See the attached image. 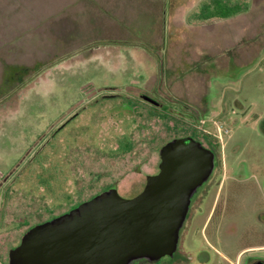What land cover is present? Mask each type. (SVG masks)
<instances>
[{
    "label": "rangeland",
    "instance_id": "obj_1",
    "mask_svg": "<svg viewBox=\"0 0 264 264\" xmlns=\"http://www.w3.org/2000/svg\"><path fill=\"white\" fill-rule=\"evenodd\" d=\"M201 1L0 0V264L108 188L137 196L174 138L232 133L264 171V0L187 24ZM201 250L193 239L186 264H226Z\"/></svg>",
    "mask_w": 264,
    "mask_h": 264
},
{
    "label": "water",
    "instance_id": "obj_2",
    "mask_svg": "<svg viewBox=\"0 0 264 264\" xmlns=\"http://www.w3.org/2000/svg\"><path fill=\"white\" fill-rule=\"evenodd\" d=\"M159 157L158 173L146 177L137 196L125 199L111 187L31 227L8 252V264H140L171 256L191 198L213 170V154L187 136L162 145Z\"/></svg>",
    "mask_w": 264,
    "mask_h": 264
},
{
    "label": "flooded vegetation",
    "instance_id": "obj_3",
    "mask_svg": "<svg viewBox=\"0 0 264 264\" xmlns=\"http://www.w3.org/2000/svg\"><path fill=\"white\" fill-rule=\"evenodd\" d=\"M63 128L55 130L50 140ZM231 136L232 133L225 143L218 136V140L191 136L213 154V170L191 198L176 250L157 264L188 263L192 258L190 244L195 238L207 250L208 254L200 251L204 261L212 255L226 264H234L233 257L235 264H264V257L258 255L264 253V171L250 169L249 161L241 154V145ZM232 160L235 165L231 168ZM257 238L261 244H253L256 241L252 239ZM163 258L166 261L161 262Z\"/></svg>",
    "mask_w": 264,
    "mask_h": 264
},
{
    "label": "trees",
    "instance_id": "obj_4",
    "mask_svg": "<svg viewBox=\"0 0 264 264\" xmlns=\"http://www.w3.org/2000/svg\"><path fill=\"white\" fill-rule=\"evenodd\" d=\"M248 10L249 2L247 0H202L198 4L197 9L187 16L186 23L192 24L212 19H229ZM21 70L19 67H9L7 78L9 80L14 79ZM155 109L157 110L156 107Z\"/></svg>",
    "mask_w": 264,
    "mask_h": 264
}]
</instances>
